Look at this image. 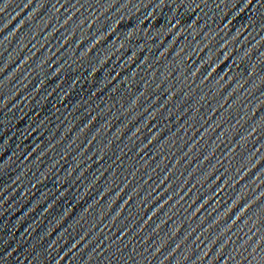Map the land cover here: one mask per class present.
Here are the masks:
<instances>
[{"label": "water", "instance_id": "water-1", "mask_svg": "<svg viewBox=\"0 0 264 264\" xmlns=\"http://www.w3.org/2000/svg\"><path fill=\"white\" fill-rule=\"evenodd\" d=\"M0 264H264V0H0Z\"/></svg>", "mask_w": 264, "mask_h": 264}]
</instances>
